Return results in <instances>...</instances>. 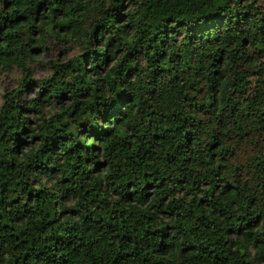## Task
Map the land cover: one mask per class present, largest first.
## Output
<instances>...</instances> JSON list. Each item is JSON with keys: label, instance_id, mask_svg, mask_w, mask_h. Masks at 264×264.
Wrapping results in <instances>:
<instances>
[{"label": "clouds", "instance_id": "9594fccd", "mask_svg": "<svg viewBox=\"0 0 264 264\" xmlns=\"http://www.w3.org/2000/svg\"><path fill=\"white\" fill-rule=\"evenodd\" d=\"M18 4L26 10L29 22L19 29H10L11 34L7 36L0 28V117L14 114L13 110L19 112L18 105L25 109L35 107V113L25 112L17 121L9 122L24 126L28 120L36 123L32 125V132L21 137L26 143L19 147L14 140L5 138L0 141V152L3 153L0 159L11 155L16 167V175L10 180L8 191L0 195V212L14 218L22 204L34 207L36 201L28 202V191L44 189L45 196H54L63 188L67 198L55 207V212L59 216L65 208H79L80 213L74 217V222L85 240L98 239L99 244H94L93 249L105 246L109 239L112 240L111 248L118 249L122 243L119 233L127 230L131 234L132 229H109L104 222L94 224L92 217L105 213L119 216L113 209L130 208V215L141 221L145 213L152 216L156 227L178 225L165 234V245L174 248L177 256L182 247L199 241L201 247L196 249L200 253L198 261H190L188 255L180 259L171 257L175 264H181V260L184 264H211V258L206 254L212 247L230 249L231 257L239 262L264 264V0H192L190 5L184 4V0H169V4L156 13V24L160 25L162 34L169 37L164 40L163 48L157 44V51L161 59L175 50H179L181 55L170 56L173 65L165 64L171 68L170 71L153 73L154 59L141 53L140 59L134 61L136 67L130 69L127 77L122 74L121 60L124 64L131 63L127 53L133 48H145V38L153 35L152 32H144L148 27L147 21L151 19L144 15V11L149 8L151 0H18ZM36 4H40L39 10H36ZM181 4H184V10L176 11ZM57 7L59 11H56ZM208 12L215 15L210 16ZM12 14L11 6L0 0V25L3 24V16ZM165 16L171 19H163ZM72 17L79 19L70 28L59 27L61 19ZM97 25H104L99 29L103 40L97 50H107L111 60L107 68H104L102 60L99 61L101 68L97 69L96 63L85 57L87 69L91 71L84 75L85 64L80 57L82 53L91 51L93 30ZM25 27L30 29L27 34ZM213 32L216 33L215 39L204 38L205 35L211 37ZM159 39L157 37V41ZM209 44L221 49L219 59H215V52L209 51ZM213 59L218 69L215 77ZM187 61L191 62V68L186 70ZM192 72L197 73L195 83L190 81ZM112 74L116 75V84L109 83ZM89 79V87L101 89L95 98L106 102L108 107H112L117 96V86H122L118 108L112 113L114 125L111 117L101 120L96 114V106L91 104L92 97L85 98L86 94H81V81ZM29 80L35 83L29 85ZM209 81L214 84L211 92ZM196 89H203V92L197 95ZM60 92L66 94L61 97ZM185 94L188 99H185ZM146 95L151 96V101L141 103ZM193 95H196L195 101L191 99ZM149 102L158 114H163L170 126L176 119L174 113L183 111L190 117L194 115L197 142L190 144L185 153L177 154L179 163L174 166L165 168L162 161H155V166L161 171L147 178L152 181L147 187L143 166L130 168V162L123 153L117 157L113 148L106 146L99 136L96 138L98 150L94 156L89 150L93 159L85 166V169H97L85 172L90 179L73 176L70 185H60L63 177L73 171L71 165L63 160L56 165L63 170L54 178L26 169V163L34 159L33 137L46 130L52 131L51 124L62 119L60 113L74 106L86 110L81 119L87 120L89 127L116 129L123 124L134 151L137 128L131 125L144 117V123L138 126H147L146 104ZM190 103L206 107L190 109ZM100 110L101 113L107 110L105 103L100 104ZM88 112L92 114L88 115ZM0 123L7 126L2 119ZM75 131L82 132L74 137L75 141L87 142L88 132L79 127ZM2 134L3 129H0ZM210 147L215 150V161L223 162L222 167L211 172L206 165L198 164L200 159L211 155ZM169 148L175 152L174 140L163 144L158 155L165 154ZM110 152L113 154L109 155ZM181 155L192 156L193 159H180ZM97 160L108 163L96 165ZM20 176L27 179L28 191L21 192L24 185L17 186L16 179ZM164 177L168 178L164 188L168 196L166 201H162L155 191V185ZM33 180L37 182L33 183ZM192 180L198 183L193 186ZM82 188L84 191L101 189L103 202L99 197L95 202L86 199ZM213 190L215 202L211 195ZM15 196H20L21 200L10 205ZM55 198L60 199L58 196ZM129 199L131 203L127 202ZM201 199L204 200L202 205ZM173 201L175 204L169 207ZM175 205H182L180 213L191 217L198 233L195 229L189 233L179 217L161 214L163 209L171 212ZM221 207L224 211H218ZM199 216L206 219H199ZM35 219L36 216H25L16 223V230L25 233L23 238L29 244L33 243L34 236L39 237L36 242L42 243L45 235L35 229L32 223ZM208 219L215 220V223L208 224ZM135 227L138 229L137 239L130 246H140L148 257L147 264H152L155 257L153 248L160 247L161 233L155 236L147 234L141 239L142 223ZM229 228L234 231L228 233ZM216 237L220 238L219 244L213 243ZM18 244L11 230H0V264H13L18 256L23 259L22 250L17 249ZM241 248L246 250V256L240 255ZM169 257L170 252L165 259ZM211 257L217 258L219 264H226L216 253ZM30 260L24 264H30Z\"/></svg>", "mask_w": 264, "mask_h": 264}, {"label": "trees", "instance_id": "16d2710c", "mask_svg": "<svg viewBox=\"0 0 264 264\" xmlns=\"http://www.w3.org/2000/svg\"><path fill=\"white\" fill-rule=\"evenodd\" d=\"M191 3L192 0H184V4L190 5ZM5 4L6 6H11L13 13L12 15L3 16V24L0 25V28L3 29L4 34L7 36L11 34L10 29H19L22 24L26 25L29 22V17L25 14L26 10L19 6L18 0H5ZM168 4L169 0H151L149 8L145 9L144 15L146 17H151V19L147 21L148 27L144 29V32H152L153 35L150 38H145V48H133L127 53V57L131 63L124 64L123 59L121 60V65L123 67L122 74L124 77L128 76L130 69L136 67V63L134 61H138L140 59L141 53L149 55L154 59L156 66L153 69V73L160 71H170V67H165V64L169 66L173 65V61L170 59V56L172 54L181 55L179 50H175L174 53H170L169 56H164L163 59H161L160 53L157 51V44H159L160 48H163L164 40L169 39V37L162 34L160 31V25L156 24V13L158 10H161ZM184 4L177 6L176 11H183ZM116 7L119 8L120 5L117 4ZM39 8L40 4H36V10H39ZM59 10V7H57L56 11ZM115 11L116 9L114 8L113 12ZM207 14L210 16L215 15L213 12H208ZM54 18L55 17H53V19ZM78 19L79 17H72L71 19L63 18L60 21L59 27L61 29L70 28L72 24ZM113 19H116V17L114 16ZM163 19H171V17L165 16ZM117 22L119 21L117 20ZM102 27H104V25H97V28L93 30L94 39L91 42L93 45L91 51L81 54L80 60L85 64L86 69L83 73L84 75H89V72L91 71L87 69L88 61L84 59L85 57L92 59L96 63L97 69L101 68V63L99 62L101 60L103 61L104 68H107L110 63L111 58L108 56L107 50H97L99 48L100 42L103 40V35L99 33V29ZM29 30L30 29L25 27V34H27ZM157 37H160L159 41H157ZM204 38L206 40L215 39L216 33L213 32L211 37L205 35ZM188 43H190V41H188ZM208 47L210 52H215L217 54L215 59H219L221 49L214 48L211 44H209ZM32 51L36 50L32 49ZM215 59L211 61L213 64L214 77L218 74V69L215 67ZM190 68L191 62L187 61L186 70ZM137 70L139 71V69ZM73 71H76V69H73ZM196 76L197 73L192 72L190 77V81L192 83H195ZM34 83L35 81H28L29 85ZM109 83L116 84L115 74H112L109 79ZM81 85V94H86L85 98L92 97L91 104L96 106V114L100 116L101 120H107L109 117H111V123L114 125L115 118L112 116V113L118 108L122 86H117V96L113 101L112 107H108L106 102L99 101L95 98L101 89L89 87V85H91L90 79L87 81H81ZM73 87H75V85H73ZM208 88L210 92L214 88L212 81H209ZM46 91L48 90L45 89V92ZM195 91L198 95L203 92V89H196ZM65 94V92L59 93L61 97H63ZM185 99H188L187 94H185ZM191 99L192 101H195L196 95H193ZM145 101H151V96L146 95L144 101L140 102L144 103ZM101 103H105V107L107 109L103 113H101L100 110ZM17 107L19 108V112H15L13 110L14 114H6L3 117H0V119H2L7 124L5 127L4 123H0V129H3V134L0 135V141L5 140V138H7L9 141L14 140L17 147H19L21 144L26 143V141L21 139V137L27 136V134L32 132V125H34L36 122L35 120H28L26 121L27 126H24L20 123L9 121H17L20 115L23 113H35L37 109L35 107L25 109L20 105ZM146 107L147 126L143 128L138 126L139 124L144 123V117H141L137 124L131 125L132 127L137 128L135 135L138 137V139L134 151L132 150V146L128 141L123 124H121L116 129H113L112 127L105 129L95 125L89 127V122L87 120L81 119V117L85 115L86 111L81 106H74L71 108V110L61 112L60 116L62 119L56 121L50 126L52 131L46 130L33 137L31 145L34 147V151L32 152L34 159L26 163V169L32 173H37L40 175L46 174L54 178L63 170L62 168L56 166L60 160H63L65 163L71 165L73 171L63 177V179L60 181V185H70L73 176H82L85 180L90 179L91 177L86 175L85 172L91 173L95 172L97 169L96 167L85 169V166L92 162L93 156L98 150L96 138L99 136L106 146H111L113 148V152L117 155V157L123 153V155L130 162V168L135 167L136 165L143 166V174L146 179L145 187H147L148 183H152V181H148L147 178L150 176H155L161 171L160 168L155 166L154 162L158 160L162 161L165 168L178 164L179 161L177 159V154H182L188 151V146L190 144L196 143L197 137L194 115L190 117L184 114L183 111H181L179 114L174 113L173 115L176 116V119L170 126L168 120L163 116V114L157 113L152 103H147ZM197 107L203 109L206 106L203 104H200L199 106L194 103L189 104L190 109H195ZM91 114V112H88V115ZM76 127H79L84 132L89 133L87 142H79L74 140L75 136L82 134V132L75 131ZM181 132L183 133L182 135ZM10 133L11 135H9ZM149 136L151 139H147ZM212 136L215 137V132L212 133ZM172 140L175 141V152L169 148L165 154L158 155L160 147H162L166 142L170 143ZM121 141H124V143H121ZM212 143L215 144V140H213ZM61 150H63L62 155L60 154ZM89 150L92 151L93 156L89 155ZM209 152L211 155L200 159L198 164L201 166L206 165L208 170L211 172L222 167L223 162L215 161L214 148L210 147ZM112 154V152L109 153V155ZM2 155L3 153L0 152V156ZM180 159L191 161L193 157L181 155ZM107 163V161H95L96 165H106ZM149 169H152V171H149ZM15 175L16 167L11 155H9V157L6 159H0V195H3L8 191L9 182ZM167 179V177H164L163 179H160L158 184L155 185V191L160 194V199L162 201H166L168 199V196L164 192L165 181ZM36 182L37 181L33 180V183ZM16 183L18 187L20 185H24L23 188H20L21 192L28 191V188L30 187L27 183V179L24 178V176L17 178ZM129 183H135V181H129ZM180 183L183 184L184 181L181 180ZM191 183L193 186H195L198 182L192 180ZM121 187L123 188L124 185L121 184ZM81 190L83 196L86 199L95 202V200L99 197L101 202L104 200V197L101 195V189L99 188H94L89 191H84L83 188ZM125 195L130 194L125 193ZM211 195L213 197V202H215L214 190L211 191ZM56 196H58L60 199L57 200L55 198ZM66 198L67 197L64 194L63 188H61V191L55 193L54 196H45L44 189H38L35 192L28 191V202H31L33 199L36 201L33 208H28L27 203L22 204L19 214L14 218L10 217L5 212H0V230H11V235L15 238V240L19 241V244L17 245L18 251L22 250L23 259L18 256L13 264H24V261L29 260V258H31L30 264H147L148 257L144 254L143 249L138 245L130 246L131 242L137 239L136 233L138 232V229L135 227V225L141 223L143 227V234L140 237L141 239H144V236L147 234L155 236L156 233H161V238L159 240L160 247L153 248L155 257L152 260V264H175V261L172 260L171 257H177V259H180L185 255H188L190 261H198L199 259L200 253H198L196 249L200 248L201 245L198 240L195 243L187 245L186 247H182L178 256L174 248H169L165 245V234H168L169 229L177 227L178 225L156 227L154 224V218L152 216L145 213L144 219L141 221L139 218L132 217L130 215V208L113 209L114 212L119 213V216H109L107 213H105L92 217L94 224H100L101 222H104L109 229H132L131 234L127 230L119 233L122 243L118 249L113 250L111 248V239L106 241L105 246H99L93 249L92 246L94 244H99L98 239L89 238L88 240H85L83 234L79 231L77 224L74 222V217L80 213L79 208H65L62 210L60 215L57 216L55 207L61 201L66 200ZM20 200V196H15L10 202V205L17 204ZM127 202L131 203L132 201L129 199ZM203 203L204 200L201 199L200 204L202 205ZM174 204L175 202L173 201L169 207H172ZM181 207L182 205H175L171 212H169L168 209H163L161 214H168L170 216L175 215L179 217L180 223L186 226V230L189 233H193L194 229L198 233V228L193 223L191 217L189 215H183L180 213L179 209ZM218 211H224V208L221 207L218 209ZM37 212L39 215H36ZM25 216H36V219L32 221V223L34 224L36 230L45 233L42 243L36 242L39 240V237L34 236L33 243L29 244V241L23 238L25 233L18 232L16 230V223L22 220ZM198 218L202 220L206 219L202 216H199ZM207 222L208 224H213L215 223V220L208 219ZM250 222L251 221L249 220L248 223ZM233 231L234 229L232 228L228 229V233H232ZM193 239H196L195 235H193ZM219 239V237H216L213 243L219 244ZM169 252V259H165V255ZM212 253H216L219 260L225 261L226 264H250L249 261L239 262L234 257H231L230 249H218L216 247H212L206 254L207 257L211 258V264H219L217 258L211 257ZM240 255L246 256V250L241 248ZM85 257H87V259H85ZM181 264H184L182 260Z\"/></svg>", "mask_w": 264, "mask_h": 264}, {"label": "rangeland", "instance_id": "374dc122", "mask_svg": "<svg viewBox=\"0 0 264 264\" xmlns=\"http://www.w3.org/2000/svg\"><path fill=\"white\" fill-rule=\"evenodd\" d=\"M37 70H38V71H42V69H39V68H38Z\"/></svg>", "mask_w": 264, "mask_h": 264}]
</instances>
